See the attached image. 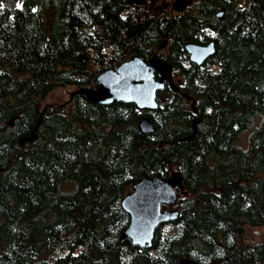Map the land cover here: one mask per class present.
Here are the masks:
<instances>
[{
    "label": "trees",
    "instance_id": "trees-1",
    "mask_svg": "<svg viewBox=\"0 0 264 264\" xmlns=\"http://www.w3.org/2000/svg\"><path fill=\"white\" fill-rule=\"evenodd\" d=\"M172 1L0 0V264H264V231L243 240L264 224V0L182 11ZM187 41H213L214 52L198 64ZM134 54L170 62L197 111L166 84L152 109L80 92L42 104L57 86H96L99 71ZM143 115L152 133L139 131ZM172 168L186 191L172 203L178 217L149 246L121 237L131 185Z\"/></svg>",
    "mask_w": 264,
    "mask_h": 264
},
{
    "label": "water",
    "instance_id": "water-1",
    "mask_svg": "<svg viewBox=\"0 0 264 264\" xmlns=\"http://www.w3.org/2000/svg\"><path fill=\"white\" fill-rule=\"evenodd\" d=\"M193 0H173L171 6L176 11H182ZM202 13V12H201ZM219 19L223 18V9L215 12ZM167 43L164 39L158 44L162 48ZM185 48L189 53V59L198 64L202 63L214 52L213 41L206 44L187 41ZM172 64L162 56L152 55L147 61L134 54L120 62L115 68H106L99 71L94 81L96 86H81L70 91L69 99L73 93H84L88 99L97 103H110L114 100L134 102L139 108L152 109L158 104L156 95L157 89L161 88L164 80L168 81L172 88L176 84L172 78ZM155 73L159 77H155ZM191 99V107L197 111L195 99L186 92H182ZM167 99V96L161 97ZM43 107L37 121L28 135L19 139L22 145L26 140H33L36 129L41 122ZM193 122V131L187 136L191 138L196 130ZM9 124H12L10 121ZM141 133H152L154 125L149 115H143L137 122ZM183 191L182 174L178 169H171L170 174L165 177L154 175L144 176L131 185L121 199V205L126 210L130 219L126 228L122 231L121 237H129L133 243L141 246L151 245L156 226L164 221L175 219L179 215L177 208H169L165 205L174 203L180 192ZM186 193V191H183ZM179 264H197L189 257H180Z\"/></svg>",
    "mask_w": 264,
    "mask_h": 264
},
{
    "label": "rangeland",
    "instance_id": "rangeland-1",
    "mask_svg": "<svg viewBox=\"0 0 264 264\" xmlns=\"http://www.w3.org/2000/svg\"><path fill=\"white\" fill-rule=\"evenodd\" d=\"M243 4L245 0H239ZM175 77H180L177 73L174 74ZM76 86L69 85V86H57L53 88L46 98L42 101V104L50 103L57 106L60 105H68L65 102L69 100L70 91L73 90ZM260 116L255 118L254 124L243 130L237 140V142L243 147L247 148L249 144V136L251 131L253 130L254 126L258 123ZM174 168V167H173ZM172 168V169H173ZM171 171V170H170ZM170 174V173H169ZM65 189L70 188L73 183L72 182H65L62 184ZM167 207L174 208V204H169ZM264 231V224L259 226H246L244 233H243V240L245 241H258L260 238V234Z\"/></svg>",
    "mask_w": 264,
    "mask_h": 264
},
{
    "label": "flooded vegetation",
    "instance_id": "flooded-vegetation-1",
    "mask_svg": "<svg viewBox=\"0 0 264 264\" xmlns=\"http://www.w3.org/2000/svg\"><path fill=\"white\" fill-rule=\"evenodd\" d=\"M155 77L156 78H158L159 77V74L158 73H155ZM172 78H173V82L176 84V88H172L170 85H169V83H168V81H166V80H164V83H163V85L162 86H164V84H166L167 85V87L168 88H170L173 92H177V93H179V95H181V96H184L183 94H182V92H184V90H182L179 86H181V78L180 77H175L174 76V73H173V68H172ZM156 97H159V98H161L162 97V94H157L156 95ZM157 99V98H156ZM189 99V98H188ZM190 101H191V99H190ZM195 103H196V98H195Z\"/></svg>",
    "mask_w": 264,
    "mask_h": 264
}]
</instances>
